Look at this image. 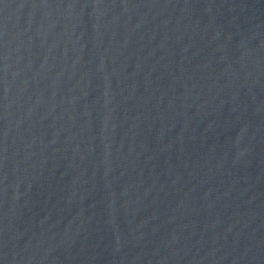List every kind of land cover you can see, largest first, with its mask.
I'll return each instance as SVG.
<instances>
[{"label": "water", "instance_id": "95a60500", "mask_svg": "<svg viewBox=\"0 0 264 264\" xmlns=\"http://www.w3.org/2000/svg\"><path fill=\"white\" fill-rule=\"evenodd\" d=\"M0 264H264V0H0Z\"/></svg>", "mask_w": 264, "mask_h": 264}]
</instances>
